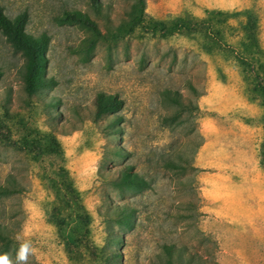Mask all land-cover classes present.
<instances>
[{
	"label": "rangeland",
	"instance_id": "obj_1",
	"mask_svg": "<svg viewBox=\"0 0 264 264\" xmlns=\"http://www.w3.org/2000/svg\"><path fill=\"white\" fill-rule=\"evenodd\" d=\"M144 1L145 29L129 33L138 0H0L10 19L27 12L26 34L48 37L45 75L55 81L26 95L23 57L0 32V123L9 128L0 134L16 141L25 126L53 133L63 156L37 160L0 143V186L11 178L16 189L0 196V224L11 229L17 247L32 241L27 264H94L84 253L70 262L47 220L53 195L43 172L62 164L91 216L94 244L103 247L110 230L121 239L120 264H153L165 244L185 249L183 264L188 256L190 264H264L261 102L251 98L229 49L207 53L200 33L168 35L156 25L250 8L264 49V0ZM67 11L85 13L99 38L61 22ZM228 24L225 46L235 48L239 20ZM165 91L177 93L182 105L171 104ZM97 93L123 101L115 125L111 117L92 121ZM125 168L147 187L117 185ZM122 208L131 213V229L116 222Z\"/></svg>",
	"mask_w": 264,
	"mask_h": 264
},
{
	"label": "trees",
	"instance_id": "obj_2",
	"mask_svg": "<svg viewBox=\"0 0 264 264\" xmlns=\"http://www.w3.org/2000/svg\"><path fill=\"white\" fill-rule=\"evenodd\" d=\"M91 1L94 2L95 0ZM144 9L145 1L138 0L136 15L125 29L127 32L133 33L136 29H145L144 19L146 15ZM236 19L239 20L240 36L236 47L229 48V46H225L224 29L230 27L228 24L230 20ZM27 21V12L24 11L10 19L0 7V32L6 37L10 46L23 57L21 74L23 91L28 96H34L45 89L52 88L55 81L45 75V52L48 46V37L45 34L38 37L26 34ZM60 21L77 23L89 30L92 34V41L100 36L95 23L85 13L67 11L64 12ZM156 25L168 35L172 34L174 30H184L187 34L200 33L203 38L202 47L207 53H211L213 50L229 49V55L241 68L243 77L249 85L251 98L259 99L264 110V49L260 44L258 19L253 9L247 8L233 12L209 10L205 11L201 20L187 18L181 23L180 20L173 21L170 27L166 22L159 21ZM191 89L195 91L192 86ZM163 95L175 107L182 105L177 93L165 91ZM122 107L123 101L116 94L97 93L93 99L92 121L97 123L104 118L111 117V124L115 125L119 122L115 113ZM3 128L9 129L0 123V130ZM110 134H112L111 131L106 132V135L109 136ZM0 143L21 149L37 160L54 156L63 161L59 142L53 133H41L25 126L19 140H11L9 136L2 134ZM115 155H119V153L115 152ZM43 179L53 195V200L47 210V220L54 226L59 240L64 244L68 260L80 262L84 253L94 264H120L121 254L118 248L121 239L114 231H107V238L103 247L96 246L92 241L90 236L91 216L85 209L81 193L75 187L68 170L60 164L52 174L44 171ZM115 183L134 190L147 187L145 180L127 168L119 172ZM15 191L14 181L11 178L0 186V196H7ZM116 222L131 229V213L126 209H119ZM73 247H76L77 252L73 250ZM16 249L17 245L12 238L11 229L0 224V252L8 253L10 258L15 254ZM78 249H82L83 252H78ZM187 254L182 247L165 244L161 246L160 252L154 256L152 263L183 264ZM188 258L186 263L190 264L191 256Z\"/></svg>",
	"mask_w": 264,
	"mask_h": 264
},
{
	"label": "clouds",
	"instance_id": "obj_3",
	"mask_svg": "<svg viewBox=\"0 0 264 264\" xmlns=\"http://www.w3.org/2000/svg\"><path fill=\"white\" fill-rule=\"evenodd\" d=\"M20 237H17V240H20ZM33 252L32 241L30 239H23L22 242L18 244L15 254L16 264H27L29 256ZM0 264H12V261L9 259L8 253L0 252Z\"/></svg>",
	"mask_w": 264,
	"mask_h": 264
}]
</instances>
